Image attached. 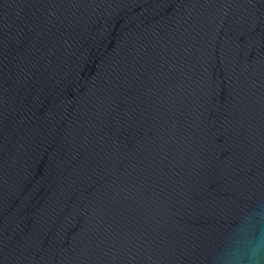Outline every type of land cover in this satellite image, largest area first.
<instances>
[{"label": "water", "instance_id": "water-1", "mask_svg": "<svg viewBox=\"0 0 264 264\" xmlns=\"http://www.w3.org/2000/svg\"><path fill=\"white\" fill-rule=\"evenodd\" d=\"M0 264H264V0H0Z\"/></svg>", "mask_w": 264, "mask_h": 264}]
</instances>
